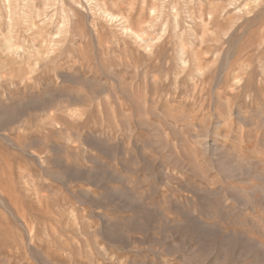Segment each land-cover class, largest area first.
<instances>
[{
	"label": "rangeland",
	"instance_id": "rangeland-1",
	"mask_svg": "<svg viewBox=\"0 0 264 264\" xmlns=\"http://www.w3.org/2000/svg\"><path fill=\"white\" fill-rule=\"evenodd\" d=\"M0 264H264V0H0Z\"/></svg>",
	"mask_w": 264,
	"mask_h": 264
},
{
	"label": "bare ground",
	"instance_id": "bare-ground-1",
	"mask_svg": "<svg viewBox=\"0 0 264 264\" xmlns=\"http://www.w3.org/2000/svg\"><path fill=\"white\" fill-rule=\"evenodd\" d=\"M112 16H113V15H112ZM176 23H177V22H176ZM128 29H130L129 26H128ZM135 34L137 35V33H135ZM7 48H9V47L7 46ZM5 49H6V48H5ZM182 61H183V60H182ZM183 63H184V61H183ZM72 112H73V111H72Z\"/></svg>",
	"mask_w": 264,
	"mask_h": 264
}]
</instances>
